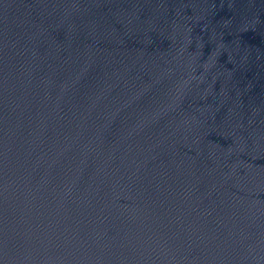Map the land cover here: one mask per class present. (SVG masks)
<instances>
[{
	"label": "water",
	"instance_id": "95a60500",
	"mask_svg": "<svg viewBox=\"0 0 264 264\" xmlns=\"http://www.w3.org/2000/svg\"><path fill=\"white\" fill-rule=\"evenodd\" d=\"M0 264H264V0H0Z\"/></svg>",
	"mask_w": 264,
	"mask_h": 264
}]
</instances>
